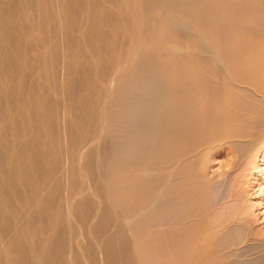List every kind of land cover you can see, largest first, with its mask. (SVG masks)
I'll use <instances>...</instances> for the list:
<instances>
[{
    "label": "rangeland",
    "instance_id": "1",
    "mask_svg": "<svg viewBox=\"0 0 264 264\" xmlns=\"http://www.w3.org/2000/svg\"><path fill=\"white\" fill-rule=\"evenodd\" d=\"M50 1H51V3H50ZM56 1H57V3H56ZM56 1L55 0H48V2H47V0H20V2H18V0H5V1L0 0V2H1L0 6H2V7H0V25L3 26L2 28L4 31V32H0V37H1V40L3 41V43H2L3 47H2V45L0 46V50L3 49L2 51H0V73L3 74V75L0 74V105H1L0 117H2V118H0V120H1L0 121V127L2 126L0 128V176L2 175V179H3V174H6V175L10 174L11 176L10 175L9 176H10L12 181L16 182L19 179V181L22 182V184H23V182H26V185L23 184V186H21V185L17 186L18 185L17 184L16 185L17 187L12 188L13 191L6 189L2 180L0 182V194H1L0 195V209H1L0 210V229H1L0 230V241L3 244V245H0V247H1V249H4V248L6 249V250L4 249L3 251H0V257H1L0 258V261H1L0 264H18L20 262H21V264H24L25 260L27 262L25 264H37V262H40L41 264H49L50 261H47V260H50V258H51V264H65V263L66 264H75V263L78 264V262H79V264L81 262H84L81 264H97L98 262L100 264H102V263L103 264H110V263L111 264H140L139 260L137 259V257L140 258V256H138L137 253L140 254L141 257L142 256L146 257L147 252L144 253L145 255H143L142 254L143 252H136L134 250V248H133V239H134L133 237L134 236H133V233H131L127 229L128 224L125 222V217L127 215H129L130 213H133L135 211V209L137 210L138 209L137 207L140 208L141 205H142V207H144L146 205H150L151 202H155L156 201L155 199L158 198L156 195V192H155L156 191L155 187L157 186V179H158V176L160 174L159 170H160V164L161 163H160L159 158L156 156L157 149L159 146V138H158V135L156 134V132H154V131H157V128H158L157 126L159 125V120H158V118H156L157 115L159 114L158 113L159 107H156V105H158L157 102H159V98L161 97V93L165 92V91H163L162 86L160 85L162 83L161 79H162L163 75L165 76L168 73L171 74L170 72L175 71V69L178 70V67L180 65L182 66V64L189 59H194V58L204 59L205 58L206 54L204 51H206V50H205L204 45H206V44L204 42H206V41L203 39L204 38L203 37V35H204L203 34L204 33L203 27H204L205 22L203 19H199V21L191 23L189 28L186 30L183 26H181L180 28H176L174 25H172V23H169L168 11L165 9V7H162V6H159L160 8L155 7L157 9V11L155 8L150 9L151 11H149V12L147 11L145 13L146 16L143 19L145 21V22H143V25L146 28L143 29L144 27L141 26L142 27L141 32H143V33H141L142 34L141 38L144 40H147L146 37H148V35L151 34V32L155 28H157L159 20H162L163 24H162L161 34H162L163 40L160 43L156 44V46H153V47L148 48L146 50L142 49V52L141 51L138 52L139 54L136 53V55L134 57H137V58H134L133 59L134 61L132 60L131 64L127 66L128 69L126 68L123 70V72L119 73L118 78H116V80L112 84V83L108 82V80L111 78L110 77L106 78V79H108V80H106L105 77L101 76V74H102L101 72H103L108 67L109 63L112 62L113 65L115 66L118 63L119 59H120L119 62L121 61V58H122L121 53L123 52V49L127 46L123 43L127 44L126 41L128 39V36L130 35V32L129 33L125 32L123 30V26L120 27V25H122L121 22L124 24L127 23V22L125 23L124 19H127V20L129 19L128 23H133V21H135L134 15L131 16L130 12L128 13V10L125 11V9L123 7H122L123 10H122V8L121 9L117 8V4H118L117 2H119L120 0H118V1H116V0H107V1L106 0H94L95 3L93 0H90L91 2L93 1L91 4L95 5L97 3V6H99V8H102V10L105 12L104 13L102 11V15H104L107 19L111 15L109 17V19L111 18L113 20L112 21L110 19L108 22V25L103 24L104 20H102L103 23H102V21H101V23L103 25H100L101 23L100 24L98 23V24L93 26L92 22L96 19H95L94 14L91 13L92 11L89 12V9H90L89 5H91L90 1H88V0H71V1L68 0L66 2H63L61 0L60 1L56 0ZM124 1L127 3V0H124ZM186 1L189 2L188 0H186ZM247 2H250V1L249 0H247V1L246 0L245 1L244 0H232L231 3L229 4L230 6L228 5V8L226 7L228 10L226 8H223L224 6L222 7V5H219L221 2H218L219 4L217 2L216 3L212 2L213 6H215V4H217V5L214 8L206 6L203 8L204 10L203 9L201 10V12L204 11L206 14H212V13H219L221 11L223 12L224 10H222V9H225L226 11H229L230 8H231V10H233V9L234 10H240L242 8L243 9L247 8V5L254 6V4L259 6L260 7V8L258 7L259 9L264 10V0H263V2H262V0H260V1L257 0V3L250 2L249 4H247ZM58 3H59V5H57ZM10 4L14 8L10 7L11 6ZM62 4L66 5V6L68 4V6L66 7V6H63ZM7 5H8V7H7ZM61 6H63V7H61ZM72 6H74V8H72ZM217 6L221 7L222 9L217 8ZM254 7H256V6H254ZM22 8H24L25 10H26V8H28L25 11L26 13L24 12V9H22ZM45 9H47V10L45 11ZM86 9L88 10V12L86 11ZM20 11H21V13H20ZM24 13H25V15H24ZM54 13H56V14H54ZM125 14H127V15L124 18ZM34 15H36V16L34 17ZM62 15H64V16H62ZM10 16H11V18H10ZM46 16L49 18L48 22H47V20H45V19H48V18H46ZM66 16H67V18H66ZM128 16H131L132 19H130ZM147 16H149V17H147ZM23 17H25V18H23ZM115 17H116V19H115ZM118 17H119V21H118ZM185 17H184V20L189 21L188 23H190V19H187ZM58 18L59 19L61 18L60 19L61 21H59ZM63 18L65 19V21ZM43 20H45V21H43ZM119 22H120V25H118ZM80 23H82V24H80ZM116 23H118V24H116ZM5 24H7L9 27ZM49 24H50V26H49ZM77 25H83V28L79 31H77L76 29L74 31V26H77ZM4 26H7L8 29L7 28L5 29ZM27 26H29V29ZM114 26H116V27L114 28ZM118 26L120 28H122V29H120L121 31L119 29H117ZM10 27H12V28H10ZM16 27H17V29H15ZM71 28H73V29H71ZM11 29H14V30L11 31ZM9 30H10V32H9ZM102 30H103V32H102ZM122 30L125 33H123ZM145 30H147L146 33H145ZM183 30H185V31H183ZM25 32H27L29 35L28 34L26 35ZM108 32H109V34H108ZM115 32H117V33L120 32L118 35L121 38L118 36L116 37L115 35L117 33L115 34ZM3 33H5L6 35ZM102 33H104V34H102ZM121 33L123 35H125V37H127V39L125 38L126 40L124 38H122ZM31 34H33L32 35L33 38H31ZM45 34L48 35V37H50V39H49V41H47V43L44 44V43H41V38H42V35H45ZM110 34L111 35L113 34L112 36H114V37H112ZM62 35H64L65 37ZM27 36H29V37H27ZM6 37H7V40L5 41ZM12 38H13V41H12ZM30 38L32 40H34V42L33 41L31 42ZM110 38H112L114 41L112 42V39H110ZM19 39H21V43H20ZM29 39H30V41H29ZM85 39H87V40H90V39L93 40L94 39L95 41L94 42L93 41L87 42V41H85ZM99 39H104V41H101L102 42L101 43V42H99L100 41ZM22 40H24L25 42H23ZM27 40L30 43L29 45L25 44ZM56 40H57V42H56ZM83 40L87 43H85ZM28 41H27V43H28ZM53 41L55 43H53ZM96 41H97V43H96ZM13 42H16V43H13ZM90 42H92V44L89 46ZM8 43H11V44H8ZM19 43H20V45H19ZM33 43L35 46H37L38 44L40 46L39 45L37 46V48H38L37 52L32 53L29 50L31 49V47H33ZM93 43L96 45L98 44L97 46H99L98 50L99 51L101 50L100 52L104 51V48H103V50L101 49L102 47H104V46H106L107 48L110 47V51L112 50L114 56L112 54L107 55L106 52L104 55V53L102 52L103 55L97 56V58L93 57L95 59L92 60V62H91V60H90L91 57H89L88 53L91 50L90 48H91V46H93ZM75 44H78L79 45L78 48L80 47L82 50L80 48L78 49L79 51L76 50L74 48ZM84 44H86V45H84ZM100 44H102L101 47H100ZM108 44L111 46H108ZM6 45H8L9 47ZM14 45H15V47H14ZM24 45H25V47H24ZM5 46L7 47V49H9L7 51H10L12 54L11 53L10 54H4V53H9V52H6ZM11 47H14V48H11ZM112 47H113V49H112ZM22 48H24V49H22ZM25 48L29 49V50L27 51ZM14 49H15V52H16V50L18 52H16V53L13 52ZM108 50H109V48H108ZM21 51H23L24 55L21 53ZM109 52H107V53H109ZM20 53L22 55H20ZM16 54H18V55H16ZM25 54H28V56H26ZM64 54H65V57H64ZM66 54H68V55H66ZM77 55H78V57L76 58ZM24 56H26V57H24ZM87 56H88V58H87ZM4 57L5 58L8 57L7 60L5 59L6 60L5 62H4ZM45 57H47V59ZM10 58H14V59H10ZM25 58H27V59H25ZM41 58H43V59H41ZM62 58L65 60H63ZM93 58H91V59H93ZM9 59L12 61L14 60L12 62V64H11V61ZM170 59H172V62L169 61ZM83 61H84V63H83ZM93 61H95V62H93ZM115 61L117 62L116 64H115ZM6 62H9V63H6ZM49 62H50L51 66L53 64L52 67H50V65L48 64ZM26 63H28V64H26ZM25 64H26V66H25ZM36 64H37V66H36ZM5 66H7V67L4 69ZM53 67H55V68H53ZM52 68L54 69L53 71L55 73L52 70L50 71V69H52ZM65 68H66V70H65ZM16 69L17 70L19 69V72ZM68 69H69V72L67 71ZM92 69H94V70H92ZM59 71H61V72H59ZM64 71L67 73H64ZM52 72L54 73V75H52L53 74ZM26 74H28V75H26ZM93 74H94L96 80L93 79V77H94ZM133 74H134V77H133ZM34 75H36V77ZM51 75H52V78H51ZM56 75H57V77H56ZM1 76L3 78H1ZM26 76H27V79H26ZM53 76H55V78ZM75 77H76V79H75ZM155 77H156V79H155ZM48 78H50L49 81L55 79L54 81L55 82L57 81L56 84L54 83V81H52V83L55 84V85L54 84L52 85V83L48 81ZM132 78H133V80H132ZM117 79L119 81H117ZM152 79L154 81L151 82ZM91 80H94V81H91ZM74 82L76 83V85H74L75 84ZM96 82H98V83H96ZM59 83H61V84H59ZM16 84L18 86L20 85L21 87L23 86V89H21V92L19 95L17 94L18 93V91H17L18 86ZM92 84H94V86ZM1 86H3V87H1ZM59 86H60V89H59ZM95 86H97V87H95ZM28 87H30V88H28ZM62 87H63V89H62ZM98 87H100L101 90H99L100 88H98ZM108 88H110L111 90ZM116 89H118V90H116ZM108 90H109V92H108ZM100 91H101V93H100ZM43 93H44V95H43ZM157 93H158V95H157ZM98 94L100 97L97 96ZM103 94H104V96H103ZM55 95H57V96H55ZM101 95L104 97V99ZM114 95H115V98H114ZM4 96H5V98H4ZM116 97H118V98H116ZM157 99H158V101H157ZM17 100L20 102L19 105L16 103ZM67 100H69V101L67 102ZM99 102H101L102 105ZM33 105H34V107H33ZM95 105H97V106H95ZM52 106H54L55 109ZM108 106L113 107V108H110ZM22 107L24 109H22ZM96 107H98V108H96ZM25 108H27V109H25ZM28 108H31V109L29 110ZM68 108H71V109H68ZM52 109H54V110H52ZM56 109L58 111H56ZM7 111H9V112L7 113ZM96 112L99 115H97ZM144 112H147L148 117L144 116ZM9 113H10V115H8ZM11 114H12V116H11ZM93 114H95V115H93ZM4 115H5V118H8V120L3 118ZM16 115H17V117H16ZM21 115H23L24 117ZM109 116L112 118H110ZM21 117H23V118H21ZM25 117H27V119ZM95 117L96 118L98 117L99 119L97 118L98 119L97 120V119H95ZM102 118H104L106 120V122H104L103 121L104 119H102ZM50 120H51V122H50ZM56 122H57V124H56ZM95 122H98V123H95ZM103 122H104V124H101ZM22 123H24V124H22ZM7 124H10V128H9V125H7ZM11 124H13V125H11ZM102 125H104V126H102ZM11 126H15V128L13 129V127H11ZM76 127H77V129H76ZM6 129H7V131H6ZM29 130H31L30 133H28ZM88 130H91V132ZM149 130H151V131H149ZM87 131H88L89 135H86ZM93 131H95V133ZM150 132H151V134H149ZM69 133L71 136L69 135ZM90 133L91 134L93 133L95 137H98L99 141L97 140L98 141V142H96L97 144L95 143L96 146L94 145L91 149H89L86 152L84 159H83V162H81V164L75 163V162L73 163V154L75 153L74 148L76 147V145H79L80 142L82 143L83 140L86 142L90 139L91 136L94 137L93 134L91 135ZM20 135L22 138L20 137ZM76 136H79V137H76ZM80 136H82V137H80ZM64 137H65V139H64ZM83 137H84V139H83ZM1 138H3V139H1ZM6 138H7V140H6ZM57 139H60V140H57ZM23 140H25L26 142H24ZM27 141L29 143H27ZM55 141H56V143H55ZM71 141H72V143H70ZM49 144H51V145L49 146ZM28 146H30V147L28 148ZM57 147H58V149H57ZM30 148L32 150V154L30 153L31 151L28 150ZM27 150H28V153L26 152ZM21 151L23 154L21 153ZM53 151H55V152H53ZM57 151L59 153H56ZM1 152L3 155L1 154ZM5 154H6V156H4ZM25 154H27L26 157H24ZM29 154H31V156ZM52 155H53V157H52ZM70 155L72 157H70ZM108 155H110V156H108ZM55 156H57V157H55ZM29 157L32 160L31 161L29 160V162H28V161H26V159L28 160ZM3 158H4V162H3ZM15 162H17V163H15ZM2 163H3V165H2ZM21 163H23V164H21ZM143 163H144V165H143ZM145 163L147 164V166ZM213 163H216V164H214L215 165L214 168H215L217 166V160ZM255 163L256 164H254V166H253L254 168L252 167L242 176L241 183H239L241 185L238 186V191H237L236 186L233 185V181H230L231 179L230 180L228 179L227 182L226 181L224 182V184H223L224 188L223 187L221 188L220 186H218L216 188L217 191L215 192L214 195H217V198L222 196V194H224V193L226 195L231 194V196H226L224 194L223 195L224 198L226 197L225 200L223 199V197H220V199L222 198L224 200V202L220 201V204L215 205V206L219 205L218 206L219 209H218V207H215L214 205L211 204V206H213V207H212V209H209L210 212L209 211L206 212L204 210H201V212L199 214L200 216H198L196 218V219L204 220L205 215L207 213L206 218L208 219V221H210L209 224L210 223L213 224L212 222H214V220H213L214 216L217 217L216 214L218 215V213H220L219 210L223 209L224 215L222 217L223 220H221V221H223L224 224L226 223V225H229V226L223 225L225 228L223 226H221V228H218L216 230V229H213L215 227L210 224L211 226H213L212 229L214 231V233L212 235H210L212 237V238H210V241H211L213 246L210 247L212 250L209 248L210 251L208 250L207 251L208 253L205 252L206 255L208 254L207 256L205 255L204 252H201L202 256L205 255L207 257V259H206V257L204 256L205 264L206 263L207 264H216V262H217V264H223V262H224V264H230V263L231 264H240V261L242 264V262L245 261L243 258H245L247 256H245L246 255L245 254V255H243V258H242L241 255L243 253L240 254V252H239L240 255L238 254V251L236 249V243H234L233 244L234 246H233V245H231L233 242L230 243L229 240H227V242H226L225 238H222V237H226V236H224V234H226V232L229 231L228 228H230V230H231L233 228V226H235L233 224H237L240 226L242 223H244V225L242 224L244 227L241 225L244 228L243 229L244 232L245 231H247L248 233L250 232L249 235L257 236V238H264V159L261 157V155L257 156ZM16 164H18V165H16ZM133 164H135V165H133ZM23 165L25 168L23 167ZM255 165H256V167H255ZM26 166H28V168H26ZM120 166H121V168H120ZM134 166H136V167H134ZM141 166H142V168H141ZM29 167H30V169H29ZM114 167H116V169ZM148 167L151 169H149ZM2 168H4V169L2 170ZM79 168H81V170H83L84 175H85V176H83L82 179H81V177H79L80 176L78 173ZM100 168H102V169H100ZM15 169H17V170L15 171ZM156 169H158V170L156 171ZM25 170H26V172H24ZM151 170H153V171H151ZM27 171H29V172L27 173ZM11 172H13V173L16 172L15 173L16 175L14 174L15 175L14 176L13 173L11 174ZM132 174H133V176H132ZM129 175L131 178L128 177ZM143 175H145V176H143ZM125 177H126V179H125ZM43 178H44V181H43ZM119 178H120V180H119ZM127 180H128V182H127ZM59 181H61L62 183ZM77 181L80 183H78ZM82 182L85 185L87 184L89 187L92 186V187H90V191L83 194V195L78 196L75 199L76 202L74 203L75 204L74 206L73 205L72 206L66 205L65 202L63 201L64 200V195H63L64 190L63 189H65V190L68 189L67 185H70V188L72 187L71 189H75V188L78 189V188H80ZM230 182H232L231 187H229V189L231 188V192L229 189L226 188V187L230 186L229 185ZM27 184H28V186H27ZM126 184H127V186H126ZM154 184H155V186H154ZM225 184H227L228 186ZM133 186H135V187H133ZM241 186H242V188H241ZM232 187H233V190H232ZM104 188L107 191L104 190ZM146 188L149 190H147ZM218 188L221 189V191H222V192H219V194L222 193L220 195L216 194V193H218V191H220ZM130 189H132V190H130ZM59 191H61V192H59ZM143 191L145 193H143ZM235 191L237 193L240 192L239 193L240 196L237 195V193ZM23 192H25V193H23ZM134 192H135V194H133ZM39 193H40V195H39ZM59 193H60V196H58ZM61 193H62V195H61ZM129 193H130V195H128ZM139 193H141V194L139 195ZM146 193L148 194V197L146 196L147 195ZM11 194L13 197H11ZM235 194L238 196V199L235 197V199L237 201L234 200V197H233V195H235ZM24 195L27 197H24ZM149 195H151L152 197ZM214 195L212 197L216 198V197H214ZM55 196L57 197V199H55L56 198ZM82 196H84V197H82ZM8 197H10L11 200H9L10 198H8ZM142 197L144 200H142ZM153 197H154V199H153ZM239 197H240V199H239ZM150 198H151V200H150ZM25 199H26V201H25ZM37 199H38V201H37ZM44 199H46L47 201ZM13 200L15 203L13 202ZM131 200L134 202L131 203ZM36 201H37V203H36ZM39 201H40V203H39ZM49 201H51V202H49ZM226 201H227V204H225ZM61 202L62 203L64 202L63 203L64 205ZM108 202L109 203L112 202V203L109 204ZM231 202H232L233 207L230 204ZM235 202H237V203H235ZM8 203H9V205H8ZM233 203L235 205H233ZM32 204L36 207L34 208ZM26 205L31 206V207L27 206V209L29 207L28 212L26 209ZM220 205H223V207ZM6 206H8V207H6ZM42 206H44V207H42ZM65 206H67V208H68L67 210H66ZM227 206H231L230 210H229V207H227ZM13 207H15V208H13ZM37 207H39V208H37ZM54 207H55V209H54ZM133 207H135V208L133 209ZM9 208H10V210H9ZM20 208L26 209V210H24L25 212L21 211L22 209H20ZM30 208H31V210H30ZM69 208H70L71 212H70ZM213 208H216V209L213 210ZM12 209H16V210H12ZM43 209L46 211H44ZM32 210H33V212L30 213L29 211H32ZM35 210H36V212H35ZM72 210L75 212L73 213ZM131 210H133V211H131ZM227 210L232 211L230 213V215L233 214L232 216H235V217H231L229 215V211L226 212L227 215H225L226 214L225 211H227ZM37 211L38 212L41 211V214L38 213ZM64 211L65 212L67 211L68 213L66 212V214H65ZM126 211L127 212L129 211L130 213L128 214V213H126ZM236 211H237V213H236ZM62 212L66 216L71 217V218H69L70 221L69 220L65 221L67 218L65 217L64 214H62ZM112 212H113V214H112ZM243 212H245V213H243ZM12 213H14V214L11 215ZM25 213H26V215H25ZM27 213L32 214V215H29ZM148 213H144L141 217H139L141 219L138 218L137 223L142 224L144 222V218H147ZM208 213H210V214H208ZM222 213L219 214L220 216L218 215L219 220L222 216L221 215ZM242 213L245 216L241 219L240 214H242ZM67 214H69V215H67ZM9 215H11L14 219L11 216L9 217ZM101 215H103V216H101ZM61 216L62 217L64 216L63 219ZM99 216H101V217H99ZM224 216H226V218ZM228 216L231 218H229ZM59 217H60V220H59ZM79 217H80V220L78 219ZM91 217H92V219H91ZM203 217H204V219H203ZM45 218H46V220H45ZM142 218H143V220H142ZM233 218H236V220H233ZM1 219H3V220H1ZM5 219H7L9 222H6L7 220L5 221ZM112 219L115 221H113ZM230 219H232V221ZM239 219H241L240 223H238ZM211 220H213V221L211 222ZM242 220H244V221L241 222ZM26 221H28V222H26ZM32 221H34V222H32ZM44 221H45V223H44ZM59 221L62 223H60ZM215 221H217L216 218H215ZM227 221L228 222L230 221L229 223L231 224V227ZM66 222L68 225L66 224ZM77 222H79V224ZM81 222H82V224H81ZM36 223H38V224H36ZM46 223H48V225ZM70 223L72 226L70 225ZM216 223L217 222L214 223L215 226L217 225ZM4 224H6L7 228L5 227ZM29 224H30V226H29ZM40 227H41V229H40ZM48 228H49V230H48ZM71 228H73V229L71 230ZM247 228H249L250 230L248 231ZM5 229H7V230H5ZM3 230H5V231H3ZM32 230H34L35 232ZM215 230H216V232H215ZM124 231H125V233H124ZM217 231H218V233L220 231H222V234L220 232L219 234H221V235H219L217 233ZM15 232H16V234H15ZM55 232H56V234H55ZM128 232H130V233H128ZM223 232H224V234H223ZM48 233L50 235H47ZM100 233H101V235H100ZM8 234H9V236H8ZM7 237H10L12 239V241H11V239H9V241L4 239ZM46 237H48V239ZM57 237L59 239L60 238L61 239L59 240ZM69 237H70V239H69ZM218 237H220V238H218ZM38 238L39 239L41 238V239L39 240ZM75 238L77 241L75 240ZM2 239H4V240H2ZM50 239L52 240V242ZM58 240H59V242H58ZM108 240L110 243L108 242ZM221 240H224V241L221 242ZM4 241H6V242H4ZM24 241H25V243H24ZM56 241H57V244H56ZM7 242H8V245L6 246ZM45 242H47V243H45ZM216 242L218 245H216ZM228 243L230 245L229 249H231V251L227 248L229 246ZM48 244H49V246H48ZM66 244H68V245H66ZM73 244H75V245H73ZM31 245H32V247H31ZM62 245H64V246L62 247ZM86 245L88 246V248ZM14 246H15V248H14ZM108 246L110 247L109 249H108ZM7 247H8V249H7ZM47 247H49L50 250ZM65 247H67V248H65ZM237 247H238V245H237ZM72 248H74V249H72ZM75 249H78V250H75ZM17 250H18V252H17ZM60 250H61V252H59ZM44 251H46V252L43 253ZM64 251H66V253ZM98 251H100L99 255H98V253H99ZM110 251H111V253H110ZM232 251H233V253H230ZM80 253H81L80 256L77 255ZM155 253L156 252L147 253V254H150L152 257L150 258L151 260L148 259L151 261V263H149L150 261H148L146 263L157 264V262L159 263V261L165 257V252L164 253L159 252L160 254L157 252L156 255H155ZM209 253H211V254H209ZM33 254H34V257H33ZM37 254L39 255V257L40 256H42V257L38 258ZM68 254H70V255H68ZM73 254L74 255L76 254V258H75V256H73ZM237 254H238V256H237ZM29 255H31L32 257ZM150 255H148L147 258L150 257ZM159 255L161 257H159ZM25 256H28V257H25ZM97 256L98 257L100 256L97 259L98 261L96 260ZM60 257H61V259H60ZM135 257L138 261L135 259ZM29 259H30V261H29ZM74 259H76V260H74ZM157 259H159V261ZM215 259H217V260H215ZM72 260H73V262H72ZM95 260L97 261L96 263H95ZM207 260H209L210 263H208L209 261H207Z\"/></svg>",
    "mask_w": 264,
    "mask_h": 264
},
{
    "label": "bare ground",
    "instance_id": "2",
    "mask_svg": "<svg viewBox=\"0 0 264 264\" xmlns=\"http://www.w3.org/2000/svg\"><path fill=\"white\" fill-rule=\"evenodd\" d=\"M5 1V0H4ZM56 1V0H55ZM60 1V0H58ZM63 2H66L68 0H61ZM71 1V0H70ZM90 1V0H88ZM94 1V0H93ZM92 1V2H93ZM107 1V0H106ZM118 1V0H116ZM189 2H187L186 0H127V3L124 0H120L119 2H117V8H124L125 11L128 10V13L130 12L131 16L134 15V20L133 23H128L129 19H124L125 23H122V25H120V22L118 25L123 26V30L125 32H130V35L127 37H125V35H123L121 33L122 38H126L127 39V44L123 43L125 45H127L124 49L122 54V58L121 61L118 63L115 61V66L113 65V63H109L108 67L101 72V76L106 78H111V79H106L108 80V82L112 83L116 80V78H118L119 73L123 72L124 69L127 68L128 65L131 64L132 60L136 55V53L138 52H142L143 50H146L148 48H151L153 46H156V44L160 43L163 40L162 34H161V30H162V20H159L158 22V26L157 28H155L151 34L148 35L147 40H144L141 38V28L144 27L143 22H145L143 19L146 16V12L151 11L150 9L152 8H157L159 6L165 7V9L168 11V21L169 23H172V25H174L176 28H180L181 26H183L186 29L189 28V26L191 25V23H194L196 21H199V19H203L205 24L203 27L204 30V35H203V39L206 41L204 42L206 45L205 46V58L204 59H189L186 62H182V66L180 65L178 67V70L175 69V71L170 72L171 74H167V75H163L161 81L162 83L160 84L162 86L163 91H165L164 93H161V97L159 98V102L158 105H156V107H159V114L157 115L156 118H158L159 120V125L157 126V131L156 134L158 135L159 138V146L157 149V153L156 156L159 158L160 160V174L158 176L157 179V186L156 188V195H157V199H155V202H151L150 205H146L144 207H142V205L139 207H137L138 209L133 212L130 213L129 211L126 213H130L129 215H127L125 217V222L128 224V230L133 233V248L136 252H143L142 254L145 255L144 253H150V252H156L155 255L157 254V252H165V257L159 261V259H157L159 261V263L157 262V264H205L204 261V256L206 255L205 252H207L209 250L210 247H212V243L210 241V238H212L210 235H212L214 233L213 229H218L221 228V226L225 225V226H229L226 225V223L224 224L223 221V209L219 210L220 213H222L220 220L218 219V215L220 213H218V215L216 214L217 217L214 216V222H212L213 220H211V222L215 228L212 229L213 226H211L209 224L210 221H208V219L206 218L207 216V211H209V209H212L213 206L212 205H216V204H220V201L224 202L225 198H224V194H222L223 199L221 200L220 197L217 198V195H214L215 192L217 191L216 188L218 186H220L221 188L224 186V182L228 181V179L230 181H233V185L236 186L237 191H238V186L241 185L239 183H241V178L242 176L249 170L251 169L255 163V160L257 158V156L261 155V157L264 159V10L259 9L260 7L257 6L256 4H254V6H249L247 5V8H242L240 10H230L226 11L225 9H222L221 7L217 8H221L222 10H224L223 12H219V13H212V14H206L204 11L201 12V10L204 7H215L217 4H215V6L212 5V2H221L219 5H222L223 8H228V5L231 3L232 0H188ZM245 1V0H244ZM247 1V0H246ZM250 2L253 3H257V0H249ZM260 1V0H259ZM18 2H20V0H18ZM48 2V0H47ZM90 1V4L92 3ZM193 2V3H192ZM250 2H247V4H249ZM263 2V0H262ZM1 3V2H0ZM6 3V2H5ZM51 3V1H50ZM57 3V1H56ZM77 3V2H76ZM95 3V1H94ZM100 3V2H99ZM98 3V4H99ZM102 3V2H101ZM126 3V4H125ZM259 3V2H258ZM45 4V3H44ZM79 4V3H78ZM116 4V3H115ZM9 5V4H8ZM7 5V7H8ZM11 5V4H10ZM59 5V3L57 4ZM61 5V4H60ZM63 5V4H62ZM87 5V4H86ZM103 5V4H102ZM101 5V6H102ZM165 5V6H164ZM212 5V6H211ZM46 6V5H45ZM66 6V5H63ZM61 6V7H63ZM68 6V4H67ZM66 6V7H67ZM90 9L89 12H91L92 14H94L95 19L92 23L93 26L96 24H100L102 20H104V23L102 21L103 24L108 25L109 20V16L108 19L102 15V8H99V6H97V3L95 5L91 4L89 5ZM88 6V7H89ZM115 6V5H114ZM230 6V5H229ZM246 6V5H245ZM263 6V5H262ZM2 7V6H0ZM10 7H13L12 5ZM116 7V6H115ZM259 7V8H258ZM14 8V7H13ZM46 8V7H45ZM72 8H74V6H72ZM80 8V7H79ZM86 8V7H85ZM122 8V10H123ZM155 8V9H156ZM160 8V7H159ZM226 8V9H227ZM262 8V7H261ZM8 9V8H7ZM24 9V8H22ZM28 8H26L27 10ZM65 9V8H64ZM207 9V8H206ZM3 10V9H2ZM24 9V12L26 11ZM47 9H45L46 11ZM119 10V9H118ZM164 10V9H163ZM165 10V11H166ZM204 10V9H203ZM228 10V9H227ZM63 11V10H62ZM67 11V10H66ZM69 11V10H68ZM73 11V10H72ZM86 11L88 12V10L86 9ZM157 11V9H156ZM211 11V10H210ZM220 11V10H219ZM16 12V11H15ZM49 12V11H48ZM104 12V11H103ZM18 13V12H17ZM21 13V11H20ZM26 13V12H25ZM24 13V15H25ZM47 13V12H46ZM68 13V12H67ZM90 13V14H91ZM105 13V12H104ZM116 13V12H115ZM125 13V12H124ZM209 13V12H208ZM34 14V13H33ZM56 14V13H54ZM89 14V13H88ZM121 14V13H120ZM148 14V13H147ZM150 14V13H149ZM165 14V13H164ZM50 15V14H49ZM48 15V16H49ZM108 15V14H107ZM106 15V16H107ZM127 14L124 15V18ZM36 15H34L35 17ZM64 16V15H62ZM92 16V15H91ZM131 16H128L130 19ZM186 16V17H185ZM71 17V16H70ZM149 17V16H147ZM184 17L187 19H190V23H188L189 21L184 20ZM11 18V16H10ZM13 18V17H12ZM25 18V17H23ZM22 18V19H23ZM46 18H48L46 16ZM67 18V16H66ZM91 18V17H90ZM127 18V17H126ZM61 19V18H60ZM59 18L58 20L61 21ZM64 19V18H63ZM116 19V17H115ZM49 20L48 19H45ZM43 20V21H45ZM112 20V19H111ZM36 21V20H35ZM65 21V19H64ZM113 21V20H112ZM118 21H119V17H118ZM151 21V20H150ZM9 22V21H8ZM81 22V21H80ZM153 22V21H152ZM58 23V22H57ZM73 23V22H72ZM86 23V22H85ZM100 25H103V24ZM107 23V24H106ZM31 24V23H30ZM36 24V23H35ZM46 24V23H45ZM82 24V23H80ZM7 25V24H5ZM63 25V24H62ZM74 25V24H73ZM110 25V24H109ZM8 26V25H7ZM4 26L5 29L8 27ZM50 26V24H49ZM48 26V27H49ZM113 26V25H112ZM142 26V27H141ZM3 26L0 25V32H4L3 31ZM25 27V26H24ZM23 27V28H24ZM29 29V26H27ZM116 26H114L115 28ZM118 26L117 29H122ZM12 28V27H10ZM14 28V27H13ZM56 28V27H55ZM83 28V25H77L74 26V31L75 29L77 31L81 30ZM146 27H144L143 29H145ZM4 29V30H5ZM17 29V27L15 28ZM25 29V28H24ZM44 29V28H43ZM61 29V28H60ZM73 29V28H71ZM14 29H11V31ZM113 30V29H112ZM122 30V32H123ZM183 30V31H185ZM17 31V30H16ZM19 31V30H18ZM108 31V30H107ZM121 31V30H120ZM147 30H145L146 33ZM10 32V30H9ZM8 32V33H9ZM20 32V31H19ZM49 32V31H48ZM59 32V31H58ZM103 32V30H102ZM111 32V31H110ZM123 32V33H125ZM195 32V31H194ZM6 33V32H5ZM3 33V34H5ZM26 35L28 34L27 32H25ZM24 33V34H25ZM112 33V32H111ZM117 32H115L116 34ZM120 32H118L115 36L120 37L118 34ZM21 34V33H20ZM48 34V33H47ZM104 34V33H102ZM109 34V32H108ZM107 34V35H108ZM6 35V34H5ZM8 35V34H7ZM29 35V34H28ZM33 34H31V38ZM111 35V34H110ZM113 35V34H112ZM111 35V36H112ZM64 36V35H62ZM61 36V37H62ZM81 36V35H80ZM99 36V35H98ZM124 36V37H123ZM145 36V35H144ZM202 36V35H201ZM4 37V36H3ZM29 37V36H27ZM65 37V36H64ZM103 37V36H102ZM114 37V36H112ZM5 38V37H4ZM9 38V37H8ZM16 38V37H15ZM22 38V37H21ZM30 38V39H31ZM36 38V37H35ZM79 38V37H78ZM81 38V37H80ZM87 38V37H86ZM92 38V37H91ZM121 38V37H120ZM26 39V38H25ZM29 39V41H30ZM37 39V38H36ZM50 37H48V35H42L41 38V43H47V41H49ZM66 39V38H65ZM77 39V38H76ZM112 39V38H110ZM125 39V40H126ZM1 40V37H0ZM7 40V37L5 39V41ZM15 40V39H14ZM20 43H21V39ZM54 40V39H53ZM79 40V39H78ZM101 41H104V39H99ZM123 40V39H122ZM13 41V38H12ZM16 41V40H15ZM23 42H25L24 40H22ZM28 41V40H27ZM26 41V45H29V41L27 43ZM34 42V40L31 39V42ZM51 41V40H50ZM84 41V40H83ZM82 41V42H83ZM85 41H95L94 39H90L87 40L85 39ZM84 41V42H85ZM114 40L112 39V42ZM116 41V40H115ZM18 42V41H17ZM57 42V40H56ZM66 42V41H65ZM79 42V41H78ZM81 42V43H82ZM83 42V43H84ZM85 42V43H87ZM107 42V41H106ZM119 42V41H118ZM3 41H0V46L2 45ZM16 43V42H13ZM12 43V44H13ZM19 43V45H20ZM52 43V42H51ZM53 43H55L53 41ZM97 43V41H96ZM102 43V42H101ZM116 43V42H115ZM11 44V43H8ZM32 44V43H31ZM63 44V43H62ZM92 44V42H90L89 46ZM23 45V44H22ZM39 45V44H38ZM37 45V46H38ZM51 45V44H50ZM86 45V44H84ZM96 44L93 43V46H91V50L89 51V57L93 58L100 55H105V52L107 55H113L112 50L110 51V47L109 50L106 46L102 47L101 49L104 51L100 52L98 50L99 46H95ZM102 44H100L101 47ZM104 45V44H103ZM8 46V45H6ZM6 48V52L9 53H4V54H10V51H7L9 49ZM18 46V45H17ZM37 46L34 45L33 43V47H31V49H26L27 51L29 50L30 52H37L38 48ZM40 46V45H39ZM44 46V45H43ZM53 46V45H52ZM78 44H75V49L78 50ZM88 46V45H87ZM108 46H111L108 44ZM124 46V45H123ZM3 47V45H2ZM1 47V48H2ZM9 47V46H8ZM15 47V45H14ZM11 47V48H14ZM20 47V46H19ZM23 47V46H22ZM25 47V45H24ZM54 47V46H53ZM52 47V48H53ZM96 47V48H95ZM107 49H106V48ZM21 48V47H20ZM60 48V47H59ZM68 48V47H67ZM88 48V47H87ZM18 49V48H17ZM24 49V48H22ZM81 49V48H80ZM100 49V48H99ZM107 51H106V50ZM113 49V47H112ZM3 49H1L0 51H2ZM12 50V49H11ZM19 50V49H18ZM82 50V49H81ZM80 50V51H81ZM74 51V50H73ZM79 51V50H78ZM88 51V50H87ZM110 51V52H109ZM203 51V50H202ZM15 52V49L14 51ZM16 52H18L16 50ZM15 52V53H16ZM25 52V51H24ZM71 52V51H70ZM86 52V51H85ZM109 52V53H107ZM119 52V51H118ZM14 53V54H15ZM21 53L24 55L23 51H21ZM20 53V55H22ZM28 53V52H27ZM55 53V52H54ZM53 53V54H54ZM57 53V52H56ZM119 53V54H120ZM192 53V52H191ZM203 53V52H202ZM12 54V53H11ZM19 54V53H18ZM16 54V55H18ZM70 54V53H69ZM78 54V53H77ZM139 54V53H138ZM204 54V55H205ZM2 55V54H1ZM15 55V56H16ZM19 55V56H20ZM26 56H28V54H25ZM31 55V54H30ZM29 55V56H30ZM68 55V54H66ZM87 55V54H86ZM7 56V55H6ZM10 56V55H9ZM24 56V57H26ZM33 56V55H32ZM70 56V55H69ZM75 56V55H74ZM114 56V55H113ZM12 57V56H11ZM31 57V56H30ZM40 57V56H39ZM48 57V56H47ZM47 57H45L47 59ZM54 57V56H53ZM63 57V56H62ZM65 57V54H64ZM68 57V56H67ZM78 57V55L76 56V58ZM112 57V56H111ZM139 57V56H138ZM141 57V56H140ZM8 58V57H7ZM7 58L4 57V62L7 60ZM15 58V57H14ZM14 58H10V59H14ZM22 58V57H21ZM28 58V57H27ZM25 58V59H27ZM88 58V56H87ZM94 60L95 58L91 59ZM6 59V60H5ZM9 59V60H10ZM17 59V58H16ZM39 59V58H38ZM43 59V58H41ZM52 59V58H51ZM63 59V58H62ZM142 59V58H141ZM20 60V59H19ZM24 60V59H23ZM37 60V59H36ZM50 60V59H49ZM48 60V61H49ZM65 60V59H63ZM136 60V59H135ZM138 60V59H137ZM11 61V64L12 60ZM42 61V60H41ZM46 61V60H45ZM44 61V62H45ZM47 61V62H48ZM67 61V60H66ZM113 61V60H112ZM134 61V60H133ZM169 61L172 62V59H170ZM25 62V61H24ZM54 62V61H53ZM52 62V63H53ZM95 62V61H93ZM107 62V61H106ZM9 63V62H6ZM20 63V62H19ZM60 63V62H59ZM63 63V62H62ZM84 63V61H83ZM137 63V62H136ZM24 64V63H23ZM28 64V63H26ZM25 64V66H26ZM50 65V62L48 63ZM95 64V63H94ZM142 64V63H141ZM35 65V64H34ZM48 65V66H49ZM55 65V64H54ZM69 65V64H68ZM29 66V65H28ZM37 66V64H36ZM53 66V64H52ZM50 65V67H52ZM77 66V65H76ZM75 66V67H76ZM93 66V65H92ZM91 66V67H92ZM98 66V65H97ZM7 66L4 67V69ZM21 67V66H20ZM19 67V68H20ZM30 67V66H29ZM39 67V66H38ZM63 67V66H62ZM105 67V66H104ZM183 67V68H182ZM32 68V67H31ZM30 68V69H31ZM55 68V67H53ZM50 69V71L54 70V69ZM64 68V67H63ZM87 68V67H86ZM95 68V67H94ZM27 69V68H26ZM34 69V68H33ZM32 69V70H33ZM62 69V68H61ZM89 69V68H88ZM128 69V68H127ZM135 69V68H134ZM3 70V69H2ZM17 70V69H16ZM29 70V69H28ZM64 70V69H63ZM66 70V68H65ZM94 70V69H92ZM174 70V69H173ZM19 72V69L17 70ZM34 71V70H33ZM45 71V70H44ZM69 72V69L67 70ZM88 71V70H87ZM42 72V71H41ZM54 72V71H53ZM52 72V73H53ZM61 72V71H59ZM126 72V71H125ZM141 72V71H140ZM8 73V72H7ZM11 73V72H10ZM23 73V72H22ZM25 73V72H24ZM32 73V72H31ZM34 73V72H33ZM55 73V72H54ZM54 73L52 75H54ZM64 73H67L64 71ZM73 73V72H72ZM1 75H3L2 73H0ZM19 74V73H18ZM21 74V73H20ZM29 74V73H28ZM26 74V75H28ZM47 74V73H46ZM51 74V73H50ZM57 74V73H56ZM70 74V73H69ZM95 74V73H94ZM93 74V76H94ZM97 74V73H96ZM22 75V74H21ZM51 75V78H52ZM61 75V74H60ZM59 75V76H60ZM75 75V74H74ZM127 75V74H126ZM129 75V74H128ZM24 76V75H23ZM30 76V75H29ZM32 76V75H31ZM36 77V75H34ZM64 76V75H63ZM73 76V75H72ZM162 76V75H161ZM17 77V76H16ZM47 77V76H46ZM55 78V76H53ZM57 77V75H56ZM126 77V76H125ZM134 77V74H133ZM159 77V76H158ZM157 77V78H158ZM1 78H3L1 76ZM6 78V77H5ZM12 78V77H11ZM20 78V77H19ZM59 78V77H58ZM63 78V77H62ZM67 78V77H66ZM65 78V79H66ZM71 78V77H70ZM87 78V77H86ZM89 78V77H88ZM13 79V78H12ZM18 79V78H17ZM27 79V76H26ZM37 79V78H36ZM42 79V78H41ZM50 78H48L49 81ZM76 79V77H75ZM94 80H96L95 76L93 77ZM156 79V77H155ZM23 80V79H22ZM31 80V79H30ZM35 80V79H34ZM44 80V79H43ZM55 80V79H54ZM51 80L49 82L52 83ZM63 80V79H62ZM91 80V81H94ZM133 80V78H132ZM9 81V80H8ZM11 81V80H10ZM27 81V80H26ZM64 81V80H63ZM86 81V80H85ZM117 81H119L117 79ZM116 81V82H117ZM139 81V80H138ZM154 81L153 79L151 80V82ZM28 82V81H27ZM33 82V81H32ZM38 82V81H37ZM48 82V83H49ZM57 82V81H56ZM56 82L54 81V83L56 84ZM105 82V81H104ZM11 83V82H10ZM20 83V82H19ZM23 83V82H22ZM25 83V82H24ZM31 83V82H30ZM52 83V85L54 84ZM75 83V82H74ZM89 83V82H88ZM98 83V82H96ZM119 83V82H118ZM160 83V82H159ZM7 84V83H6ZM54 84V85H55ZM61 84V83H59ZM87 84V83H86ZM95 84V83H94ZM94 84H92L94 86ZM2 85V84H1ZM17 85V84H16ZM26 85V84H25ZM48 85V84H47ZM46 85V86H47ZM76 85V83L74 84ZM98 85V84H97ZM100 85V84H99ZM116 85V84H115ZM18 86V85H17ZM30 86V85H29ZM58 86V85H57ZM107 86V85H106ZM118 86V85H117ZM158 86V85H157ZM160 86V87H161ZM3 87V86H1ZM43 87V86H42ZM49 87V86H48ZM97 87V86H95ZM110 87V86H109ZM121 87V86H120ZM159 87V88H160ZM30 88V87H28ZM33 88V87H32ZM71 88V87H70ZM100 88V87H98ZM21 89H23V86L21 87L20 85L17 87V91H18V95L21 92ZM36 89V88H35ZM38 89V88H37ZM40 89V88H39ZM60 89V86H59ZM63 89V87H62ZM110 89V88H108ZM82 90V89H81ZM92 90V89H91ZM101 90V88L99 89ZM111 90V89H110ZM118 90V89H116ZM6 91V90H5ZM14 91V90H13ZM38 91V90H37ZM47 91V90H46ZM120 91V90H119ZM118 91V92H119ZM23 92V91H22ZM29 92V91H28ZM72 92V91H71ZM95 92V91H94ZM109 92V90H108ZM117 92V91H116ZM41 93V92H40ZM39 93V94H40ZM61 93V92H60ZM91 93V92H90ZM89 93V94H90ZM99 93V92H98ZM101 93V91H100ZM159 93V92H158ZM157 93V95H158ZM5 94V93H4ZM3 94V95H4ZM23 94V93H22ZM38 94V93H37ZM42 94V93H41ZM67 94V93H66ZM70 94V93H69ZM68 94V95H69ZM88 94V95H89ZM94 94V93H93ZM8 95V94H7ZM11 95V94H10ZM44 95V93H43ZM65 95V94H64ZM63 95V96H64ZM39 96V95H38ZM57 96V95H55ZM95 96V95H94ZM99 96V94L97 95ZM102 96V95H101ZM104 96V94H103ZM102 96V97H103ZM7 97V96H6ZM13 97V96H12ZM19 97V96H18ZM33 97V96H32ZM51 97V96H50ZM53 97V96H52ZM72 97V96H71ZM79 97V96H78ZM91 97V96H90ZM100 97V96H99ZM5 98V96H4ZM26 98V97H25ZM115 98V95H114ZM118 98V97H116ZM18 99V98H17ZM52 99V98H51ZM50 99V100H51ZM102 99V98H101ZM104 99V97H103ZM106 99V98H105ZM130 99V98H129ZM10 100V99H9ZM26 100V99H25ZM82 100V99H81ZM94 100V99H93ZM99 100V99H98ZM21 101V100H20ZM69 100H67L68 102ZM158 101V99H157ZM66 102V103H67ZM3 103V102H2ZM16 103L19 105L20 102L17 100ZM70 103V102H69ZM68 103V104H69ZM72 103V102H71ZM101 104V102H99ZM115 103V102H114ZM117 103V102H116ZM31 104V103H30ZM29 104V105H30ZM46 104V103H45ZM65 104V103H64ZM77 104V103H76ZM91 104V103H90ZM99 104V105H100ZM110 104V103H109ZM28 105V106H29ZM51 105V104H50ZM53 105V104H52ZM102 105V104H101ZM5 106V105H4ZM71 106V105H70ZM74 106V105H73ZM78 106V105H77ZM97 106V105H95ZM107 106V105H106ZM113 106V105H112ZM1 107V105H0ZM3 107V106H2ZM27 107V106H26ZM34 107V105H33ZM54 108V106H52ZM69 107V106H68ZM86 107V106H85ZM94 107V106H93ZM104 107V106H103ZM110 107V106H108ZM4 108V107H3ZM7 108V107H6ZM49 108V107H48ZM98 108V107H96ZM113 108V107H110ZM2 109V108H1ZM5 109V108H4ZM22 109H24L22 107ZM27 109V108H25ZM29 110L31 108H28ZM55 109V108H54ZM52 109V110H54ZM71 109V108H68ZM106 109V108H105ZM33 110V109H32ZM48 110V109H47ZM89 110V109H88ZM99 110V109H98ZM28 111V110H27ZM56 111H58L56 109ZM68 111V110H67ZM96 111V110H95ZM94 111V112H95ZM9 111H7L8 113ZM11 112V111H10ZM13 112V111H12ZM18 112V111H17ZM25 112V111H24ZM42 112V111H41ZM40 112V113H41ZM93 112V111H92ZM50 113V112H49ZM59 113V112H58ZM111 113V112H110ZM21 114V113H20ZM84 114V113H83ZM97 114V112H96ZM10 115V113L8 114ZM65 115V114H64ZM68 115V114H67ZM95 115V114H93ZM99 115V114H97ZM12 116V114H11ZM23 116V115H21ZM29 116V115H28ZM32 116V115H31ZM57 116V115H56ZM144 116L148 117L147 112H144ZM10 117V116H9ZM14 117V116H13ZM17 117V115H16ZM24 117V116H23ZM21 117V118H23ZM85 117V116H84ZM100 117V116H99ZM104 117V116H103ZM110 117V116H109ZM2 118V117H0ZM5 118V115L4 117ZM27 119V117H25ZM24 118V119H25ZM48 118V117H47ZM93 118V117H92ZM98 118V117H97ZM95 117V119H97ZM112 118V117H110ZM8 120V118H5ZM15 119V118H14ZM13 119V120H14ZM29 119V118H28ZM67 119V118H66ZM99 119V118H98ZM97 119V120H98ZM101 119V118H100ZM104 119V118H102ZM17 120V119H16ZM52 120V119H51ZM50 120V122H51ZM62 120V119H61ZM79 120V119H78ZM1 121V120H0ZM58 121V120H57ZM95 121V120H94ZM104 122H106V120H103ZM21 122V121H20ZM68 122V121H67ZM82 122V121H81ZM102 122V121H101ZM101 123V124H104ZM19 123V122H18ZM25 123V122H24ZM22 123V124H24ZM98 123V122H95ZM100 123V122H99ZM110 123V122H109ZM14 124V123H13ZM11 124V125H13ZM20 124V123H19ZM18 124V125H19ZM27 124V123H26ZM57 124V122H56ZM9 125L10 128V124ZM17 125V126H18ZM16 126V125H15ZM15 126H11L13 127V129L15 128ZM61 126V125H60ZM70 126V125H69ZM91 126V125H90ZM89 126V127H90ZM104 126V125H102ZM107 126V125H106ZM2 127V126H1ZM0 127V128H1ZM51 127V126H50ZM85 127V126H84ZM53 128V127H52ZM71 128V127H70ZM97 128V127H96ZM102 128V127H101ZM3 129V128H2ZM12 129V128H11ZM19 129V128H18ZM25 129V128H24ZM27 129V128H26ZM30 129V128H29ZM72 129V128H71ZM77 129V127H76ZM45 130V129H44ZM54 130V129H53ZM52 130V131H53ZM59 130V129H58ZM109 130V129H108ZM7 131V129H6ZM31 130H29L28 133H30ZM66 131V130H65ZM73 131V130H72ZM77 131V130H76ZM91 132V130H88ZM88 131L86 132V135L88 134ZM101 131V130H100ZM151 131V130H149ZM12 132V131H11ZM18 132V131H17ZM25 132V131H24ZM47 132V131H46ZM50 132V131H49ZM57 132V131H56ZM60 132V131H59ZM95 133V131H93ZM104 132V131H103ZM102 132V133H103ZM106 132V131H105ZM109 132V131H108ZM107 132V133H108ZM48 133V132H47ZM72 133V132H71ZM10 134V133H9ZM20 134V133H19ZM56 134V133H55ZM81 134V133H80ZM91 134V133H90ZM93 134V133H92ZM91 134V135H92ZM101 134V133H100ZM99 134V135H100ZM104 134V133H103ZM151 134V132L149 133ZM15 135V134H14ZM22 135V134H21ZM20 135V137H21ZM31 135V134H30ZM64 135V134H63ZM70 135V133H69ZM19 136V135H18ZM71 136V135H70ZM85 136V135H84ZM94 136V134H93ZM101 136V135H100ZM4 137V136H3ZM49 137V136H48ZM57 137V136H56ZM79 137V136H76ZM82 137V136H80ZM86 137V136H85ZM90 137V136H89ZM22 138V137H21ZM51 138V137H50ZM68 138V137H67ZM3 139V138H1ZM24 139V138H23ZM65 139V137H64ZM84 139V137H83ZM101 139V138H100ZM7 140V138H6ZM16 140V139H15ZM22 140V139H21ZM30 140V139H29ZM60 140V139H57ZM56 140V141H57ZM98 140V137H90V139L88 141H84L81 143H79V145H76V147L74 148L75 153L73 154V163H79L81 164V162H83L84 156L86 154V152L91 149L94 145L96 146V142ZM108 140V139H107ZM9 141V140H8ZM24 142H26L25 140H23ZM22 141V142H23ZM55 141V143H56ZM81 141V140H80ZM79 142V141H78ZM77 142V143H78ZM10 143V142H9ZM18 143V142H17ZM21 143V142H20ZM27 143H29L27 141ZM53 143V142H52ZM59 143V142H58ZM72 143V141L70 142ZM76 143V144H77ZM96 143V144H95ZM22 144V143H21ZM67 144V143H66ZM69 144V143H68ZM75 144V143H74ZM101 144V143H100ZM11 145V144H10ZM20 145V144H19ZM51 144H49L50 146ZM53 145V144H52ZM72 145V144H71ZM23 146V145H22ZM21 146V147H22ZM27 146V145H26ZM60 146V145H59ZM99 146V145H98ZM30 146H28L29 148ZM55 147V146H54ZM71 147V146H70ZM69 147V148H70ZM73 147V146H72ZM105 147V146H104ZM110 147V146H109ZM3 148V147H2ZM7 148V147H6ZM10 148V147H9ZM19 148V147H18ZM17 148V149H18ZM25 148V147H24ZM33 148V147H32ZM95 148V147H94ZM112 148V147H111ZM21 149V148H20ZM38 149V148H37ZM58 149V147H57ZM98 149V148H97ZM107 149V148H106ZM3 150V149H2ZM15 150V149H14ZM30 150L31 154H32V150L31 148L28 149ZM28 150L26 151L28 153ZM56 150V149H55ZM59 151V150H58ZM56 153H59V152ZM67 151V150H66ZM69 151V150H68ZM71 151V150H70ZM73 151V152H74ZM97 151V150H96ZM116 151V150H115ZM13 152V151H12ZM55 152V151H53ZM61 152V151H60ZM20 153V152H19ZM18 153V154H19ZM22 153V151H21ZM25 153V152H24ZM72 153V152H71ZM97 153V152H96ZM2 154V152H1ZM7 154V153H6ZM6 154L4 156H6ZM23 154V153H22ZM31 154H29L31 156ZM55 154V153H54ZM92 154V153H91ZM3 155V154H2ZM13 155V154H12ZM27 154H25L24 157H26ZM28 155V156H29ZM69 155V154H68ZM98 155V154H97ZM37 156V155H36ZM87 156V155H86ZM110 156V155H108ZM33 157V156H32ZM53 157V155H52ZM57 157V156H55ZM70 157H72L70 155ZM91 157V156H90ZM113 157V156H112ZM8 158V157H7ZM19 158V157H18ZM17 158V159H18ZM86 158V157H85ZM101 158V157H100ZM111 158V157H110ZM13 159V158H12ZM29 160L31 161L32 159H30V157L28 158V160L26 159V161L29 162ZM217 160V166L214 168V164L213 163ZM10 161V160H9ZM14 161V160H13ZM67 161V160H66ZM72 161V160H71ZM102 161V160H101ZM107 161V160H106ZM145 161V160H144ZM263 161V160H262ZM3 162H4V158H3ZM19 162V161H18ZM22 162V161H21ZM25 162V161H24ZM23 162V163H24ZM68 162V161H67ZM103 162V161H102ZM17 163V162H15ZM21 163V164H23ZM39 163V162H38ZM72 163V162H71ZM72 163V164H73ZM139 163V162H138ZM147 163V162H146ZM145 163V164H146ZM20 164V163H19ZM28 164V163H27ZM30 164V163H29ZM35 164V163H34ZM71 164V165H72ZM130 164V163H129ZM3 165V163H2ZM18 165V164H16ZM31 165V164H30ZM70 165V164H69ZM92 165V164H91ZM102 165V164H101ZM135 165V164H133ZM140 165V164H139ZM138 165V166H139ZM144 165V163H143ZM127 166V165H126ZM132 166V165H131ZM137 166V165H136ZM134 166V167H136ZM147 166V164H146ZM149 166V165H148ZM258 166V165H257ZM24 167V165H23ZM31 167V166H30ZM29 167V169H30ZM51 167V166H50ZM57 167V166H56ZM152 167V166H151ZM256 167V165H255ZM18 168V167H17ZM25 168V167H24ZM26 168H28V166H26ZM103 168V167H102ZM100 168V169H102ZM116 169V167H114ZM121 168V166H120ZM119 168V169H120ZM123 168V167H122ZM140 168V167H139ZM142 168V166H141ZM149 168V167H148ZM254 168V167H253ZM4 168H2L3 170ZM22 169V168H21ZM34 169V168H33ZM58 169V168H57ZM61 169V168H60ZM128 169V168H127ZM146 169V168H145ZM151 169V168H149ZM12 170V169H11ZM17 169H15L16 171ZM50 170V169H49ZM54 170V169H53ZM78 170V169H77ZM110 170V169H109ZM132 170V169H131ZM148 170V169H147ZM158 169H156L157 171ZM7 171V170H6ZM60 171V170H59ZM115 171V170H114ZM123 171V170H122ZM141 171V170H140ZM144 171V170H143ZM153 171V170H151ZM2 172V171H1ZM4 172V171H3ZM26 172V170L24 171ZM29 171H27L28 173ZM91 172V171H90ZM116 172V171H115ZM118 172V171H117ZM125 172V171H124ZM128 172V171H127ZM131 172V171H130ZM135 172V171H134ZM149 172V171H148ZM10 173V172H9ZM8 173V174H9ZM13 172H11L12 174ZM16 173V172H15ZM13 173V175L15 174ZM34 173V172H33ZM50 173V172H49ZM48 173V174H49ZM71 173V172H70ZM79 177H81V179L83 178L84 172L83 170H81V168H79ZM113 173V172H112ZM126 173V172H125ZM147 173V172H146ZM3 174V173H2ZM59 174V173H58ZM122 174V173H121ZM10 175V174H9ZM3 174V179H2V175L0 176V182L2 180L4 186L6 187V189L8 190H12V188L17 187L19 185L23 186V184L26 185V182H20L19 179L18 181H12L10 176ZM16 175V174H15ZM14 175V176H15ZM31 175V174H30ZM117 175V174H116ZM115 175V176H116ZM135 175V174H134ZM140 175V174H139ZM23 176V175H22ZM28 176V175H27ZM35 176V175H34ZM54 176V175H53ZM133 176V174H132ZM145 176V175H143ZM19 177V176H18ZM30 177V176H29ZM43 177V176H42ZM51 177V176H50ZM78 177V178H79ZM129 178L130 175L128 176ZM45 178V177H44ZM43 178V181H44ZM74 178V177H73ZM124 178V177H123ZM136 178V177H135ZM62 179V178H61ZM88 179V178H87ZM126 179V177H125ZM133 179V178H132ZM145 179V178H144ZM38 180V179H37ZM78 180V179H77ZM84 180V179H83ZM107 180V179H106ZM120 180V178H119ZM153 180V179H152ZM46 181V180H45ZM79 181V180H78ZM77 181V182H78ZM92 181V180H91ZM132 181V180H131ZM37 182V181H36ZM58 182V181H57ZM61 182V181H59ZM64 182V181H63ZM70 182V181H69ZM122 182V181H121ZM128 182V180H127ZM156 182V181H155ZM62 183V182H61ZM80 183V182H78ZM77 183V184H78ZM89 183V182H88ZM118 183V182H117ZM123 183V182H122ZM148 183V182H147ZM154 183V182H153ZM18 184V185H17ZM44 184V183H43ZM46 184V183H45ZM48 184V183H47ZM64 184V183H63ZM92 184V183H91ZM104 184V183H103ZM121 184V183H120ZM156 184V183H155ZM154 184V186H155ZM232 182H230V186L226 187L227 189H229V187H231ZM237 184V185H236ZM17 185V186H16ZM34 185V184H33ZM52 185V184H51ZM59 185V184H58ZM79 185V184H78ZM97 185V184H96ZM28 186V184H27ZM36 186V185H35ZM66 186V185H65ZM68 189H63L64 190V202L66 205L68 206H74L75 202H76V198L80 195H83L87 192L90 191V187L92 186H88L87 184L85 185L83 182L80 186V188H75V189H71L70 185H67ZM75 186V185H74ZM125 186V185H124ZM127 186V184H126ZM243 186V185H242ZM241 186V188H242ZM43 187V186H42ZM57 187V186H56ZM63 187V186H62ZM79 187V186H78ZM135 187V186H133ZM139 187V186H138ZM137 187V188H138ZM234 187V186H233ZM232 187V190H233ZM23 188V187H22ZM94 188V187H93ZM144 188V187H143ZM151 188V187H150ZM224 188V187H223ZM235 188V189H236ZM24 189V188H23ZM43 189V188H42ZM41 189V190H42ZM100 189V188H99ZM125 189V188H124ZM129 189V188H128ZM133 189V188H132ZM130 189V190H132ZM145 189V188H144ZM147 189V188H146ZM154 189V188H153ZM219 189V188H218ZM32 190V189H31ZM59 190V189H58ZM92 190V189H91ZM104 190H106L104 188ZM129 190V191H130ZM138 190V189H137ZM149 190V189H147ZM152 190V189H151ZM219 192H222L221 189H219ZM226 190V189H225ZM231 192V188L229 189ZM240 190V189H239ZM243 190V189H242ZM241 190V191H242ZM13 191V190H12ZM19 191V190H18ZM23 191V190H22ZM34 191V190H33ZM107 191V190H106ZM127 191V190H126ZM227 191V190H226ZM9 192V191H8ZM40 192V191H39ZM61 192V191H59ZM125 192V191H124ZM128 192V191H127ZM225 192V191H224ZM236 192V191H235ZM13 193V192H12ZM25 193V192H23ZM27 193V192H26ZM42 193V192H41ZM55 193V192H54ZM123 193V192H122ZM143 193H145L143 191ZM142 193V194H143ZM148 193V192H147ZM146 193V194H147ZM152 193V192H151ZM228 193V192H227ZM237 193V192H236ZM240 193V192H239ZM239 193H237V195H239ZM35 194V193H34ZM91 194V193H90ZM100 194V193H99ZM135 194V192L133 193ZM138 194V193H137ZM141 193H139L140 195ZM149 194V193H148ZM148 194L146 195L148 197ZM153 194V193H152ZM219 194V195H220ZM1 195V194H0ZM3 195V194H2ZM38 195V194H37ZM40 195V193H39ZM43 195V194H42ZM62 195V193H61ZM95 195V194H94ZM121 195V194H120ZM124 195V194H123ZM130 195V193L128 194ZM214 195L213 198L212 196ZM226 195V194H225ZM236 194L233 195L234 200L235 197L238 199V196ZM249 195V194H248ZM10 196V195H9ZM60 196V193L59 195ZM151 196V195H149ZM226 196H231V194L226 195ZM240 196V195H239ZM11 197L12 194H11ZM24 197H27L24 195ZM56 197V196H55ZM84 197V196H82ZM130 197V196H129ZM152 197V196H151ZM155 197V196H154ZM153 197V199H154ZM242 197V196H241ZM7 198V197H6ZM10 198V197H8ZM122 198V197H121ZM137 198V197H136ZM229 198V197H228ZM227 198V199H228ZM245 198V197H244ZM35 199V198H34ZM33 199V200H34ZM39 199V198H38ZM37 199V201H38ZM57 199V197L55 198ZM95 199V198H94ZM107 199V198H106ZM124 199V198H123ZM134 199V198H133ZM141 199V198H140ZM146 199V198H145ZM149 199V198H148ZM147 199V200H148ZM231 199V198H230ZM240 199V197H239ZM11 200V198L9 199ZM46 200V199H44ZM50 200V199H49ZM109 200V199H108ZM122 200V199H121ZM142 200L143 197H142ZM151 200V198H150ZM26 201V199H25ZM36 201V203H37ZM47 201V200H46ZM57 201V200H56ZM123 201V200H122ZM139 201V200H138ZM146 201V200H145ZM144 201V202H145ZM232 201V200H231ZM237 201V200H236ZM6 202V201H5ZM9 202V201H8ZM14 202V200H13ZM29 202V201H28ZM27 202V203H28ZM43 202V201H42ZM51 202V201H49ZM63 202V203H64ZM121 202V201H120ZM134 202L131 200V203ZM136 202V201H135ZM140 202V201H139ZM143 202V201H142ZM147 202V201H146ZM150 202V201H149ZM148 202V203H149ZM2 203V202H1ZM15 203V202H14ZM40 203V201H39ZM44 203V202H43ZM58 203V202H57ZM62 203V202H61ZM62 203V204H63ZM109 203V202H108ZM112 203V202H110ZM109 203V204H110ZM124 203V202H123ZM237 203V202H235ZM4 204V203H3ZM26 204V203H25ZM56 204V203H55ZM61 204V205H62ZM102 204V203H101ZM134 204V203H133ZM144 204V203H143ZM146 204V203H145ZM222 204V203H221ZM224 204V203H223ZM225 204H227V201L225 202ZM232 206V202L230 203ZM229 204V205H230ZM7 205V204H6ZM9 205V203H8ZM33 205V204H32ZM52 205V204H51ZM64 205V204H63ZM114 205V204H113ZM112 205V206H113ZM117 205V204H116ZM115 205V206H116ZM135 205V204H134ZM157 205V206H156ZM233 205H235L233 203ZM3 206V205H2ZM5 206V205H4ZM13 206V205H12ZM15 206V205H14ZM27 206L30 205H26V209ZM60 206V205H59ZM88 206V205H87ZM132 206V205H131ZM211 206V207H210ZM219 206V205H218ZM215 206V207H218ZM223 207V205H220ZM231 206H227L230 207ZM8 207V206H6ZM31 207V206H30ZM33 207L35 208L36 206L33 205ZM44 207V206H42ZM41 207V208H42ZM50 207V206H49ZM61 207V206H60ZM64 207V206H63ZM97 207V206H96ZM210 207V208H209ZM233 207V206H232ZM241 207V206H240ZM3 208V207H2ZM15 208V207H13ZM39 208V207H37ZM66 210L68 209L67 206H65ZM71 208V207H70ZM69 208V210H70ZM81 208V207H80ZM101 208V207H100ZM135 207H133L134 209ZM8 209V208H7ZM22 209V208H20ZM26 209H22L21 211H24ZM29 209V207H28ZM27 209V212H28ZM52 209V208H51ZM55 209V207H54ZM74 209V208H73ZM216 208H213V210ZM219 209V207H218ZM227 209V208H226ZM241 209V208H240ZM1 210V209H0ZM10 210V208H9ZM12 210H16V209H12ZM18 210V209H17ZM31 210V208H30ZM34 210V209H33ZM29 211L30 213L33 212ZM44 210V209H43ZM57 210V209H56ZM55 210V211H56ZM61 210V209H60ZM103 210V209H102ZM200 210V211H199ZM201 210L206 211V215H205V219L203 217L204 220L201 219H196L198 216H200V212ZM229 210L225 211L228 212ZM232 210V209H231ZM46 211V210H44ZM73 211V210H72ZM94 211V210H93ZM120 211V210H119ZM133 211V210H131ZM203 211V212H204ZM238 211V210H237ZM236 211V213H237ZM3 212V211H2ZM16 212V211H15ZM14 212V213H15ZM25 212V211H24ZM36 212V210H35ZM38 212V211H37ZM58 212V211H57ZM56 212V213H57ZM65 212V211H64ZM67 212V211H66ZM65 212V214H66ZM71 212V210H70ZM75 211H73L74 213ZM149 212V213H148ZM210 212V211H209ZM218 212V211H217ZM232 211H229V215ZM14 213H12L11 215H13ZM41 214V211L38 212ZM55 213V214H56ZM68 213V212H67ZM84 213V212H83ZM82 213V214H83ZM100 213V212H99ZM144 213H148L147 218H144V222L142 224L137 223L138 218L141 217ZM212 213V212H211ZM245 213V212H243ZM240 214L241 219L245 216ZM29 214V213H27ZM34 214V213H33ZM44 214V213H43ZM54 214V215H55ZM60 214V213H59ZM62 214H64L62 212ZM64 214V215H65ZM70 214V213H69ZM67 214V215H69ZM86 214V213H85ZM101 214V213H100ZM113 214V212H112ZM210 214V213H208ZM9 215V217L11 216ZM26 215V213H25ZM32 215V214H29ZM45 215V214H44ZM50 215V214H49ZM125 215V214H124ZM227 215V213L225 214ZM233 214H231V217H235L232 216ZM243 215V216H242ZM6 216V215H5ZM84 216V215H83ZM103 216V215H101ZM99 216V217H101ZM210 216V215H209ZM220 216V215H219ZM8 217V216H7ZM12 217V216H11ZM34 217V216H33ZM40 217V216H39ZM62 217V216H61ZM64 217V216H63ZM62 217V219H63ZM65 217L67 218L65 221L69 220V218L65 215ZM81 217V216H80ZM80 217L78 218L80 220ZM226 218V216H224ZM229 217V216H228ZM227 217V218H228ZM229 217V218H231ZM239 217V218H240ZM5 218V217H4ZM13 218V217H12ZM11 218V219H12ZM18 218V217H17ZM21 218V217H20ZM75 218V217H74ZM82 218V217H81ZM85 218V217H84ZM95 218V217H94ZM121 218V217H120ZM215 218L217 221H215ZM228 218V219H229ZM8 219V218H7ZM5 219V221L7 220ZM14 219V218H13ZM77 219V220H78ZM89 219V218H88ZM92 219V217H91ZM141 219V218H139ZM211 219V218H210ZM238 219V218H237ZM239 222L240 223V220ZM3 220V219H1ZM10 220V219H9ZM34 220V219H33ZM36 220V219H35ZM46 220V218H45ZM55 220V219H54ZM60 220V217H59ZM113 220V219H112ZM143 220V218H142ZM232 221V219H230ZM233 220H236V218H233ZM245 220V219H244ZM244 220H242L241 222H243ZM13 221V220H12ZM70 221V220H69ZM68 221V222H69ZM115 221V220H113ZM6 222H9L8 220ZM15 222V221H14ZM28 222V221H26ZM34 222V221H32ZM40 222V221H39ZM54 222V221H53ZM60 222V221H59ZM64 222V221H63ZM74 222V221H73ZM80 222V221H79ZM79 222H77L79 224ZM84 222V221H83ZM89 222V221H88ZM100 222V221H99ZM217 222L216 226L214 225V223ZM228 222V221H227ZM230 222V221H229ZM228 222V224H230ZM236 222V223H237ZM45 223V221H44ZM55 223V222H54ZM62 223V222H60ZM65 223V222H64ZM101 223V222H100ZM99 223V224H100ZM38 224V223H36ZM48 225V223H46ZM67 224V222H66ZM82 224V222H81ZM126 224V225H127ZM244 225V223H242ZM241 224V225H242ZM3 225V224H2ZM6 227V224H4ZM9 225V224H8ZM14 225V224H13ZM25 225V224H24ZM68 225V224H67ZM71 225V223H70ZM93 225V224H92ZM101 225V224H100ZM235 226H233V228L229 231L226 232V234H224V236L226 237H222L225 238L226 242L227 240L231 242H233L231 245H233L234 243H236V249L238 251V254L240 252L241 257L243 258V255L247 256L245 258H243L245 261L242 262V264H264V238H257V236H251L249 235L250 232L248 233L247 231L244 232V226L242 227L241 225H237V224H233ZM30 226V224H29ZM53 226V225H52ZM57 226V225H56ZM72 226V225H71ZM109 226V225H108ZM210 226V227H209ZM246 226V225H245ZM100 227V226H99ZM224 227V226H223ZM231 227V224H230ZM248 227V226H247ZM4 228V227H3ZM7 228V227H6ZM44 228V227H43ZM47 228V227H46ZM111 228V227H110ZM225 228V227H224ZM226 228V229H227ZM252 228V227H251ZM41 229V227H40ZM73 228H71L72 230ZM96 229V228H95ZM99 229V228H98ZM246 229V228H245ZM253 229V228H252ZM257 229V228H256ZM1 230V229H0ZM7 230V229H5ZM3 230V231H5ZM11 230V229H10ZM49 230V228H48ZM80 230V229H79ZM101 230V229H100ZM108 230V229H107ZM127 230V231H128ZM215 230V232H216ZM225 230V229H224ZM247 230L249 231L250 229L247 228ZM9 231V230H8ZM34 231V230H32ZM45 231V230H44ZM51 231V230H50ZM103 231V230H102ZM122 231V230H121ZM219 231V230H218ZM217 231V233H218ZM27 232V231H26ZM35 232V231H34ZM74 232V231H73ZM109 232V231H108ZM107 232V233H108ZM128 232V233H130ZM222 234V231H220ZM219 232V233H220ZM248 234H247V233ZM3 233V232H2ZM25 233V232H24ZM29 233V232H28ZM95 233V232H94ZM102 233V232H101ZM100 233V235H101ZM112 233V232H111ZM122 233V232H121ZM125 233V231H124ZM127 233V232H126ZM216 233V234H217ZM218 233V234H219ZM5 234V233H4ZM14 234V233H13ZM16 234V232H15ZM46 234V233H45ZM56 234V232H55ZM97 234V233H96ZM219 234V235H221ZM245 234V235H244ZM260 234V233H259ZM47 235H50L49 233ZM67 235V234H66ZM84 235V234H83ZM86 235V234H85ZM92 235V234H91ZM110 235V234H109ZM132 235V234H131ZM258 235V234H257ZM9 236V234H8ZM87 236V235H86ZM104 236V235H103ZM111 236V235H110ZM31 237V236H30ZM59 237V236H58ZM57 237V238H58ZM78 237V236H77ZM260 237V236H259ZM8 238V239H7ZM4 238L5 240L11 239L10 237ZM27 238V237H26ZM29 238V237H28ZM48 239V237H46ZM53 238V237H52ZM84 238V237H83ZM105 238V237H104ZM108 238V237H107ZM220 238V237H218ZM2 239V240H4ZM39 239V238H38ZM41 239V238H40ZM39 239V240H40ZM44 239V238H43ZM46 239V240H47ZM59 239V238H58ZM61 239V238H60ZM59 239V240H60ZM66 239V238H65ZM70 239V237H69ZM73 239V238H72ZM79 239V238H78ZM94 239V238H93ZM110 239V238H109ZM28 240V239H27ZM45 240V241H46ZM51 240V239H50ZM58 240V242H59ZM76 240V238H75ZM101 240V239H100ZM12 241V239H11ZM32 241V240H31ZM77 241V240H76ZM80 241V240H79ZM224 240H221V242ZM236 241V242H235ZM3 242V241H2ZM6 242V241H4ZM27 242V241H26ZM43 242V241H42ZM52 242V240H51ZM50 242V243H51ZM55 242V241H54ZM53 242V243H54ZM63 242V241H62ZM74 242V241H73ZM93 242V241H92ZM91 242V243H92ZM109 242V240H108ZM214 242V241H213ZM220 242V241H219ZM1 243V241H0ZM11 243V242H10ZM13 243V242H12ZM25 243V241H24ZM29 243V242H28ZM47 243V242H45ZM49 243V244H50ZM77 243V242H76ZM110 243V242H109ZM48 244V246H49ZM52 244V243H51ZM57 244V241H56ZM78 244V243H77ZM87 244V243H86ZM214 244V243H213ZM0 245H3L2 243ZM8 245V242L6 244V246ZM10 245V244H9ZM68 245V244H66ZM75 245V244H73ZM95 245V244H94ZM108 245V244H107ZM106 245V246H107ZM216 245L217 242H216ZM229 245V243H228ZM238 245V247H237ZM13 246V245H12ZM29 246V245H28ZM45 246V245H44ZM43 246V247H44ZM64 245H62L63 247ZM87 246V245H86ZM91 246V245H90ZM234 246V245H233ZM32 247V245H31ZM46 247V246H45ZM52 247V246H51ZM77 247V246H76ZM103 247V246H102ZM105 247V246H104ZM218 247V246H217ZM225 247V246H224ZM223 247V248H224ZM4 248V247H3ZM11 248V247H10ZM15 248V246H14ZM49 249V247H47ZM67 248V247H65ZM88 248V246H87ZM110 247L108 246V249ZM226 248V247H225ZM228 249L230 248V245L227 247ZM1 249V247H0ZM5 249V248H4ZM4 249H1L0 251H3ZM8 249V247H7ZM30 249V248H29ZM28 249V250H29ZM33 249V248H32ZM74 249V248H72ZM211 249V248H210ZM235 249V250H236ZM6 250V249H5ZM21 250V249H20ZM50 250V249H49ZM58 250V249H57ZM78 250V249H75ZM133 250V251H134ZM212 250V249H211ZM231 251V249H229ZM234 250V251H235ZM47 251V250H46ZM46 251H44L43 253H45ZM134 251V252H135ZM210 251V250H209ZM221 251V250H220ZM18 252V250H17ZM30 252V251H29ZM49 252V251H48ZM61 252V250L59 251ZM66 253V251H64ZM72 252V251H71ZM74 252V251H73ZM77 252V251H76ZM98 255L100 254V251H98ZM113 252V251H112ZM201 252H204L205 255L202 256ZM5 253V252H4ZM42 253V252H41ZM40 253V254H41ZM58 253V252H57ZM69 253V252H68ZM79 253V252H78ZM111 253V251H110ZM146 255H150L147 254ZM162 253V254H163ZM208 253V252H207ZM218 253V252H217ZM216 253V254H217ZM230 253H233L230 252ZM237 253V252H236ZM26 254V253H25ZM31 254V253H30ZM47 254V253H46ZM52 254V253H51ZM59 254V253H58ZM160 254V253H159ZM211 254V253H209ZM214 254V253H213ZM228 254V253H227ZM235 254V253H234ZM237 254V256H238ZM239 254V255H240ZM2 255V254H1ZM16 255V254H15ZM38 255V254H37ZM43 255V254H42ZM49 255V254H48ZM70 255V254H68ZM77 255H81L77 254ZM102 255V254H101ZM114 255V254H113ZM139 257H137V259L139 260L140 264H145L146 262L150 261L151 259V255L150 257L147 258V256H142L140 254L137 253ZM208 255V254H207ZM206 255V256H207ZM218 255V254H217ZM233 255V254H232ZM31 256V255H29ZM44 256V255H43ZM51 256V255H50ZM73 256H75L76 258V254ZM78 256V257H79ZM110 256V255H109ZM136 256V255H135ZM205 256V257H206ZM220 256V255H219ZM218 256V257H219ZM223 256V255H222ZM226 256V255H225ZM235 256V255H234ZM12 257V256H11ZM15 257V256H14ZM28 257V256H25ZM32 257V256H31ZM34 257V254H33ZM42 257V256H40ZM38 255V258H40ZM49 257V256H48ZM69 257V256H68ZM82 257V256H81ZM80 257V258H81ZM100 257V256H99ZM97 256L96 260L99 258ZM159 257H161L159 255ZM228 257V256H227ZM1 258V257H0ZM13 258V257H12ZM22 258V257H21ZM30 258V257H29ZM50 258V257H49ZM48 258V259H49ZM79 258V259H80ZM106 258V257H105ZM104 258V259H105ZM134 258V257H133ZM158 258V257H157ZM26 259V258H25ZM24 259V260H25ZM35 259V258H34ZM45 259V258H44ZM54 259V258H53ZM61 259V257H60ZM64 259V258H63ZM71 259V258H70ZM136 259V257H135ZM136 259V260H137ZM150 259V260H148ZM207 259V257H206ZM219 259V258H218ZM226 259V258H225ZM4 260V259H3ZM40 260V259H39ZM43 260V259H42ZM46 260V259H45ZM68 260V259H67ZM76 260V259H74ZM85 260V259H84ZM95 260V263L98 261ZM101 260V259H100ZM109 260V259H108ZM107 260V261H108ZM137 260V261H138ZM217 260V259H215ZM220 260V259H219ZM242 260V259H241ZM30 261V259H29ZM49 264H51V258ZM70 261V260H69ZM68 261V262H69ZM78 261V260H77ZM81 261V260H80ZM134 261V260H133ZM209 261V260H207ZM1 262V261H0ZM3 262V261H2ZM42 262V261H41ZM54 262V261H53ZM63 262V261H62ZM73 262V260H72ZM136 262V261H135ZM8 263V262H7ZM23 263V262H22ZM27 263L26 260L24 262V264ZM75 263V262H74ZM84 263V262H81ZM80 263V264H81ZM151 263V261L149 262ZM210 263V261L208 262ZM219 263V262H218ZM18 264H21L18 263ZM37 264H41L40 262H37ZM66 264V263H65ZM76 264V263H75ZM79 264V262H78ZM97 264H100L99 262ZM103 264V263H102ZM111 264V263H110ZM148 264V263H146ZM207 264V263H206ZM217 264V262H216ZM224 264V262H223ZM231 264V263H230ZM241 264V261H240Z\"/></svg>",
    "mask_w": 264,
    "mask_h": 264
}]
</instances>
